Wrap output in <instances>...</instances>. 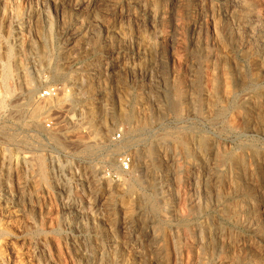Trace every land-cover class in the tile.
<instances>
[{
    "label": "rangeland",
    "instance_id": "1",
    "mask_svg": "<svg viewBox=\"0 0 264 264\" xmlns=\"http://www.w3.org/2000/svg\"><path fill=\"white\" fill-rule=\"evenodd\" d=\"M9 64L0 264H264V0H0Z\"/></svg>",
    "mask_w": 264,
    "mask_h": 264
},
{
    "label": "bare ground",
    "instance_id": "2",
    "mask_svg": "<svg viewBox=\"0 0 264 264\" xmlns=\"http://www.w3.org/2000/svg\"><path fill=\"white\" fill-rule=\"evenodd\" d=\"M229 8H231V6L229 7ZM162 9L164 10V8L162 7ZM224 9V8H223ZM154 11V10H153ZM158 11H159V9H158ZM166 11V10H165ZM156 12V11H155ZM167 12V11H166ZM159 14H160V12H158ZM163 13V12H162ZM164 14H167V13H164ZM158 15V14H157ZM156 16V15H155ZM154 16V17H155ZM211 16V15H210ZM215 16H216V14H215V12H214V14H213V18H215ZM232 16H233V14H232ZM157 18V17H156ZM155 18V19H156ZM167 19V18H166ZM216 19V18H215ZM216 23H217V19H216ZM14 53V52H13ZM11 57V56H10ZM58 68V67H57ZM61 70V69H60ZM58 71V70H57ZM12 73H13V69H12V67H11V65L9 64L8 66H5L4 67V69H3V78L2 79H0V83H2V85L4 86V92H3V90H0V108L1 107H3L4 105H5V103H6V97H8V95H10L11 94V92L13 91L12 90V87H10L9 85H8V80H9V78L11 79V77H12ZM27 73V72H26ZM28 80V79H27ZM32 80V79H31ZM2 87V86H1ZM3 88V87H2ZM215 90H214V99L215 100H218V99H220L219 98V94L218 93H220V92H218V88H220V86H219V84L218 83H216L215 84ZM1 89V88H0ZM32 90V89H31ZM224 92V91H223ZM64 95V94H63ZM63 95H61L62 97H60L59 95L58 96H56V97H53V98H48V100L49 101H46V99H45V102H43L44 100H42V101H38L37 100V103L35 104L36 106L33 108V111H32V113L30 114V117H32L31 119H35L36 117H38V115H39V113H41V112H46L47 111V113H48V111H50L52 108H53V105H52V103L54 104V101L56 102V103H58V101L60 100V99H64V97L66 96V94L63 96ZM31 97V96H30ZM32 98V97H31ZM31 98H28L27 100H26V103H27V105H29L30 103L32 104L33 102H31ZM10 99V98H9ZM34 99V98H33ZM215 100H213L214 102H215ZM222 100V99H221ZM62 101V100H61ZM212 101V100H211ZM212 101V102H213ZM8 102V101H7ZM210 102V101H209ZM218 102V101H217ZM220 102V101H219ZM55 103V104H56ZM61 103V102H60ZM30 104V105H31ZM209 104V103H208ZM214 104H216V103H214ZM220 104V103H219ZM223 104V103H222ZM224 104H226V102L224 103ZM16 104H14L13 106H15ZM56 105H59V104H56ZM56 105H54V107L56 106ZM11 106V105H10ZM21 106V105H20ZM20 106L19 105H16L15 106V108L16 107H19L20 108ZM23 106V105H22ZM21 106V107H22ZM25 106H26V104H25ZM25 106L24 107H22V110L23 109H25ZM7 107V106H6ZM11 108H13V107H11ZM206 108V107H205ZM225 109V108H224ZM18 110V112H20V110H21V108L20 109H17ZM21 110V111H22ZM1 111V110H0ZM15 112V111H14ZM24 113V110H23V112H21V114H23ZM89 113H90V116H92V117H94L93 115H92V112H90L89 111ZM94 114V113H93ZM222 114V113H221ZM9 115V114H8ZM11 115V114H10ZM13 115V114H12ZM26 116H27V114H26ZM41 116H42V114H41ZM22 119H25V117L24 118H22ZM37 119V118H36ZM92 119V118H91ZM185 119V118H184ZM95 121V120H94ZM137 124V123H136ZM142 124V123H141ZM133 126V125H132ZM134 127V126H133ZM132 128V127H131ZM135 128V127H134ZM106 129V128H105ZM103 131V130H102ZM107 132H108V130H107ZM102 138V137H101ZM107 139V138H106ZM220 150V149H219ZM222 150V149H221ZM117 151V150H116ZM152 151V150H151ZM223 152V151H222ZM142 155L140 154V161L142 160ZM234 158V157H233ZM41 161H42V159H40ZM234 160V159H233ZM232 160V161H233ZM40 161V163H41V165H42V162ZM236 161V160H235ZM44 163V162H43ZM43 169V168H42ZM41 169V170H42ZM44 171V170H43ZM139 174V173H138ZM108 182H110V181H108ZM109 185H111V184H109ZM120 185V184H119ZM12 186V185H11ZM113 186V185H112ZM134 187V186H133ZM114 188V187H113ZM112 189V188H111ZM110 190V189H109ZM131 190V189H130ZM256 198V197H255ZM2 199V198H1ZM13 199H14V197H13ZM15 200V199H14ZM252 201H254V200H252ZM15 201H13L12 203H14ZM17 204V206H18V204L19 203H16ZM98 205V203H97V199L95 198L92 202H91V208L92 209H94V212H93V215H96V216H99L100 215V213H101V209L100 208H98V207H96ZM14 206H16V205H14ZM255 207V206H254ZM252 208V207H251ZM256 209V208H255ZM253 210V209H252ZM62 212H64V214H65V219L67 220V221H72L73 220V218H72V215H73V209H72V204H71V202L70 201H68V202H66V204L63 206V208H62ZM203 240V239H202Z\"/></svg>",
    "mask_w": 264,
    "mask_h": 264
},
{
    "label": "built area",
    "instance_id": "3",
    "mask_svg": "<svg viewBox=\"0 0 264 264\" xmlns=\"http://www.w3.org/2000/svg\"><path fill=\"white\" fill-rule=\"evenodd\" d=\"M60 93V88L56 87V86H51L46 88L44 91H42V93L40 94V97L42 99L45 98H53L58 96ZM132 164V160L130 156H124L122 158H120V169L123 171H128L131 167Z\"/></svg>",
    "mask_w": 264,
    "mask_h": 264
}]
</instances>
